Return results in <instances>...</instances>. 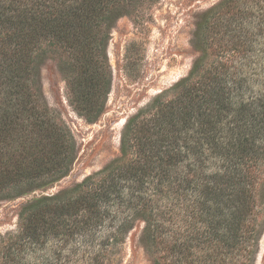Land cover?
<instances>
[{
    "label": "trees",
    "instance_id": "obj_1",
    "mask_svg": "<svg viewBox=\"0 0 264 264\" xmlns=\"http://www.w3.org/2000/svg\"><path fill=\"white\" fill-rule=\"evenodd\" d=\"M158 1L0 0V195L38 192L20 206L16 233L1 239L0 264L26 256V264H117L137 222L153 264H254L264 225V61L253 77L237 57L264 22L252 34L218 24L238 10L234 0L198 26L203 55L188 76L126 121L119 156L43 194L69 174L76 148L43 102L39 66L53 59L70 105L96 118L111 88L106 47L116 22Z\"/></svg>",
    "mask_w": 264,
    "mask_h": 264
},
{
    "label": "rangeland",
    "instance_id": "obj_2",
    "mask_svg": "<svg viewBox=\"0 0 264 264\" xmlns=\"http://www.w3.org/2000/svg\"><path fill=\"white\" fill-rule=\"evenodd\" d=\"M221 1L160 0L141 16L120 18L106 47L111 88L104 111L92 120L75 111L68 102L66 83L56 62L50 58L42 62L38 82L43 102L66 124L76 148L69 174L43 194L55 193L73 182L79 183L119 156L120 137L126 121L161 91L187 77L194 60L203 55L198 51L201 44L197 48L196 43L198 26ZM234 1L238 10L221 15L218 24L221 20L226 23L231 21V28L241 26L245 34L258 30L257 25L264 22V0ZM211 22L208 17V25ZM202 39L205 41V36ZM252 41V49L237 59L248 65L245 71L254 77L263 73L264 32H254ZM207 46L204 44L203 47ZM212 52L213 48L206 49L207 54ZM252 86L256 91L263 89L259 81L254 80ZM37 194L36 191L18 197L16 190L0 195V247L1 239L5 240L17 231L20 206ZM262 209L264 224V205ZM142 228L143 223L137 222L128 231L124 244L118 249L117 264H153L157 254L154 249L148 250L141 244ZM44 253L36 254L40 263ZM28 260L29 256H26L23 264ZM254 264H264V225Z\"/></svg>",
    "mask_w": 264,
    "mask_h": 264
}]
</instances>
